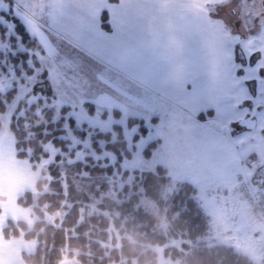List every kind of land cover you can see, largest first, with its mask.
<instances>
[{"label":"rangeland","instance_id":"rangeland-1","mask_svg":"<svg viewBox=\"0 0 264 264\" xmlns=\"http://www.w3.org/2000/svg\"><path fill=\"white\" fill-rule=\"evenodd\" d=\"M11 1L13 7L10 6ZM52 1L0 0V59L3 64L0 66V91L17 89L6 111L0 112V264H42L26 259V254L36 250L38 239L28 238L26 229H21L20 235L8 234L6 227L20 220L26 221L29 228L34 226L38 219L34 212L37 201L31 205L23 203V200L29 192L37 200L43 193L52 191L50 181L55 178L52 170L56 168L55 164L60 166L64 189H67L69 166L75 162L93 157L95 162L101 160L104 164H112L116 176L111 179L118 180L114 183V191H120L127 183L132 187L128 196L141 192L140 204L159 216V227L166 233L169 220L165 210L161 211L155 200L144 195L145 188L137 183V174L157 170L162 165L172 179L160 189L166 202L179 182L188 181L198 189L197 198L210 214L208 203L228 196L221 183L222 175L226 178L238 169L234 173L235 188L229 192L235 194L237 174L243 170L244 159L255 156L264 161V77L259 75V69L264 68V0L210 2L211 9L224 22L226 33L237 43V57L246 60L253 53L260 54L256 65L245 67L244 74L238 77L245 96L252 98L241 108V118H255V128L245 127L241 119L229 118L232 109L229 113L228 110L226 113L223 109L215 110L214 116L203 118V123L193 122L186 110L170 105L159 93L143 87L139 91L140 87L132 75L119 74L115 66L98 60L57 33L50 22L52 13L36 12V6H47L45 4ZM5 11L7 14H3ZM104 17H107L110 29L106 27ZM20 23L26 26L31 38L37 40L35 45L24 39L18 30ZM101 24L105 30L112 31L108 11L102 13ZM19 51L29 53L27 62L23 59L12 61L13 54ZM226 63L222 60L220 67L215 68L221 71ZM242 66L237 60L236 69ZM45 69L47 74L42 77L40 73ZM108 77L114 81L109 82ZM246 78L248 83L244 84ZM41 80L44 82L37 83ZM34 84L36 94L33 93ZM49 87L54 90V95H48L47 100L43 96L38 97L39 93L47 94ZM24 98L28 99L30 106L38 103V115H43L47 108L53 111L55 120L69 112L76 116L75 127H68L67 119L61 124L62 136L68 140L66 147L48 141L43 145L44 156L36 161L18 154L17 137L11 123L19 102ZM62 105H71V109L62 110ZM20 114H26V111ZM80 127L88 133L87 136L77 130ZM184 128L192 131L186 135ZM97 132H110L111 135L109 138L95 137ZM97 141H100L99 145ZM120 141L125 145L123 151H130L123 157H119L113 148L114 142ZM152 141L156 145L147 155L146 149ZM235 164L238 166L233 167ZM82 175H87V172L84 170ZM211 210L209 230L199 240L208 245L228 241L223 238L221 227L212 230L219 218L217 210ZM62 216L61 211L46 213V220L54 222ZM258 224L261 227L259 221ZM187 242L191 245L189 240L171 237L165 243H153L159 264H185L181 259L171 257L169 248H183L182 244ZM73 260L66 257L60 264H71ZM257 262L264 264L261 259Z\"/></svg>","mask_w":264,"mask_h":264},{"label":"trees","instance_id":"trees-1","mask_svg":"<svg viewBox=\"0 0 264 264\" xmlns=\"http://www.w3.org/2000/svg\"><path fill=\"white\" fill-rule=\"evenodd\" d=\"M10 6L13 7L12 1ZM104 20L106 27H109L107 17ZM18 30L29 44L35 45L37 40L31 38L23 23L18 25ZM13 55V62L19 59L27 62L29 57L27 51ZM16 90L13 87L5 92L0 91V112L6 111ZM27 100L24 98L19 102L11 127L17 137L18 154L36 161L44 156L43 145L48 141L66 147L68 140L62 136L64 130L61 127L65 119L55 120L53 111L47 108L43 115H38V103L30 106ZM23 111L26 114H20ZM97 134L95 137L109 138L111 135L110 132ZM154 144L156 142L152 141L146 149L147 155L151 154ZM113 148L119 157L130 153L123 151L125 145L121 141L114 142ZM98 161L88 157L87 161L70 165L66 176L67 189L63 188L60 166L55 164L56 168H52L55 178L50 181L52 191L43 193L37 200L32 192L27 194L23 203L32 205L37 201L34 212L38 219L34 226L29 228L26 221L20 220L6 227L8 234L20 235L21 229H26L28 238L38 239L36 250L26 254L27 261L60 264L61 260L71 257L74 259L71 264H159L158 252L152 244L165 243L172 237L191 242V245L183 243V248H169V255L181 259L185 264H258L234 245L223 242L208 245L199 240L209 230L210 216L200 204L198 189L192 183L179 182L166 202L160 189L172 179L162 165L157 170H145L136 175L137 183L145 188L144 195L155 200L161 211L165 210L169 220L165 233L159 227V216L140 204L143 194L136 192L128 196L132 187L127 183L115 192L114 183L118 180L111 179L116 176L113 165ZM84 170L87 175H82ZM60 211L63 212L62 217H57L54 222L46 220V213Z\"/></svg>","mask_w":264,"mask_h":264},{"label":"crops","instance_id":"crops-1","mask_svg":"<svg viewBox=\"0 0 264 264\" xmlns=\"http://www.w3.org/2000/svg\"><path fill=\"white\" fill-rule=\"evenodd\" d=\"M210 2L220 1L53 0L47 6H36V12L52 13L50 22L57 33L115 66L119 74L132 75L139 91L143 87L159 93L170 105L186 110L193 122L203 123L204 117L210 118L219 109L228 113L232 109L229 118L242 119L241 108L252 98L245 96L238 79L237 43L226 33ZM104 11L111 16L112 31L102 27ZM222 60L228 62L227 69L220 71L215 66L220 67ZM191 131L183 129L186 135ZM235 171L226 178L221 176L228 196L208 203L219 218L212 230L221 227L228 240L223 243L258 261L264 231L253 210L237 194V181L235 194L229 193L235 188ZM211 209L207 208L210 214Z\"/></svg>","mask_w":264,"mask_h":264},{"label":"built area","instance_id":"built-area-1","mask_svg":"<svg viewBox=\"0 0 264 264\" xmlns=\"http://www.w3.org/2000/svg\"><path fill=\"white\" fill-rule=\"evenodd\" d=\"M238 194L250 206L264 230V166L250 156L244 159V168L237 177ZM261 261L264 263V244Z\"/></svg>","mask_w":264,"mask_h":264},{"label":"snow or ice","instance_id":"snow-or-ice-1","mask_svg":"<svg viewBox=\"0 0 264 264\" xmlns=\"http://www.w3.org/2000/svg\"><path fill=\"white\" fill-rule=\"evenodd\" d=\"M259 55L260 54L258 52L257 53H253L252 55L248 56L246 60H242L241 57H239V56L236 57V59L242 65H244V66H242L241 68L238 69V74L239 75H243L244 72H245V67H254L256 65V63H257V59H258ZM46 74H47V70L46 69L42 73H40V75L42 77L46 76ZM259 75L261 77H264V68H260L259 69ZM252 81H255V79L253 78ZM43 82L44 81L41 80V81H38L37 83H43ZM246 83H248V81H246ZM35 89H36V85L34 84L33 85V93L34 94H36L35 93ZM37 95H38V97L39 96H43V99L44 100H47L48 95H54V90L51 87H49L47 94L39 93ZM45 107H47V105H45ZM64 108L71 109V105H62L61 106V109L63 110ZM60 119H67V121H68V127H75L77 125V118L71 112L67 113L66 116H61ZM77 130L80 131L81 133H83L84 136H87L88 135V133L84 131V128L83 127H80ZM96 143H97V145H99L100 144V141H97Z\"/></svg>","mask_w":264,"mask_h":264},{"label":"water","instance_id":"water-1","mask_svg":"<svg viewBox=\"0 0 264 264\" xmlns=\"http://www.w3.org/2000/svg\"><path fill=\"white\" fill-rule=\"evenodd\" d=\"M241 124L248 128H255L257 126V120L251 116H248L241 119Z\"/></svg>","mask_w":264,"mask_h":264}]
</instances>
